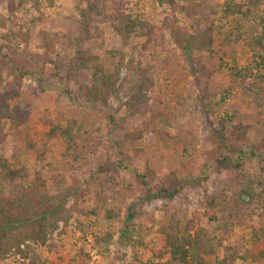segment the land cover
<instances>
[{"label": "rangeland", "instance_id": "rangeland-1", "mask_svg": "<svg viewBox=\"0 0 264 264\" xmlns=\"http://www.w3.org/2000/svg\"><path fill=\"white\" fill-rule=\"evenodd\" d=\"M225 1L181 0L191 15L185 10L177 13L179 31L166 28L156 32L150 44L134 36L124 45L103 16L105 9L121 3L133 17L161 26L170 8L160 6L157 0H0V113L19 106L31 117L16 134L3 129V136L8 137L0 141V155L10 169L40 168L34 143H41L53 122L66 127L76 121V129L82 134L80 153L87 157L70 164L63 158L65 144L60 138L51 139L46 164L53 163L58 171L56 178L48 180V190L59 195L61 202L66 201L64 221L45 230V243L32 238L25 241L27 236L22 231L4 237L0 241V264H19L32 253L40 264H144L149 259L158 260L163 249L160 223L175 215L183 223L193 220L213 236L218 224L213 219L222 215L208 207L206 200L225 192L228 186L232 187L228 210L247 225L236 227L224 242L239 247L241 258L233 264H264V219L253 216L255 197L243 191L239 182L241 175L248 174L264 184V84H254L257 63L264 58V25H259L260 17L256 16L235 19L241 39L227 45L220 38L211 53L194 49L190 36L196 21L211 9L220 11ZM257 15L264 17V4ZM220 17L221 13L214 18ZM222 23L229 27L226 20ZM93 31L95 34L88 37ZM26 33L28 45L20 37ZM52 37L61 38L55 45L57 53L46 50L45 44ZM9 42L13 52L6 49ZM78 50L99 55L110 69L113 64L106 61L107 52L123 53L117 95L100 89L97 100L88 96L78 103L69 101L65 93L71 87L68 60ZM35 54L42 58L34 59ZM44 56H50L55 64L45 63ZM244 68L252 69L254 75L245 81L233 75L235 69ZM260 72L264 74V66ZM143 78L146 81L139 92L136 84ZM90 79L91 72L83 74L86 85ZM141 96L150 102L161 98L167 127L144 130V116L134 107ZM226 116L250 127L247 145L228 144L232 163L211 159L216 150L211 139L214 124ZM118 143L124 144L122 149ZM248 150L254 151V156ZM240 151L246 152L243 157ZM119 152L126 158L123 164L116 162ZM237 162H243L241 169L234 167ZM145 169L152 181L148 197L134 177ZM170 174L177 175L184 185L173 199L157 193L161 179ZM0 181L7 183L1 169ZM15 194L6 187L2 199H13ZM129 208L135 216L129 224L132 238L120 241ZM94 210L96 213L90 214ZM108 211L119 219L109 220ZM225 217L228 219V213ZM107 232L113 234L108 245L99 240ZM199 261L216 264L217 257Z\"/></svg>", "mask_w": 264, "mask_h": 264}, {"label": "trees", "instance_id": "trees-1", "mask_svg": "<svg viewBox=\"0 0 264 264\" xmlns=\"http://www.w3.org/2000/svg\"><path fill=\"white\" fill-rule=\"evenodd\" d=\"M54 0H50L53 2ZM91 2L92 0H87ZM181 0H157L160 6H168L171 10L169 16L165 17L161 26H157L140 16L133 17L127 13L121 3L111 6L103 11V16L107 17L109 23H111L113 33L117 35L121 42L125 45L131 40L132 37L138 36L146 39V44L151 43V37L156 32H163L166 28H171L179 31L177 27V13L186 10L185 6L180 4ZM264 4V0H226L222 5L220 11L211 9L210 14L204 15L200 20H197L194 25V33L191 36L194 39L193 48L204 53H211L220 38H223L224 44L230 45L232 41L240 40L242 33L238 30L239 27L235 26V19L242 17L243 19H249L250 17H260L259 25H264V17L258 14V10ZM195 10L198 5L193 6ZM189 15L190 11H187ZM197 12H193L195 15ZM221 13L220 18H214ZM213 16V17H211ZM227 21L229 27H225L222 23ZM94 30L97 31L96 28ZM94 33L88 34V37L93 36ZM28 33L20 34L21 40L29 44ZM61 39V38H60ZM58 37L53 38L46 43V50L50 52H56L55 45L60 43ZM10 41V40H9ZM8 43L6 49L13 52V47ZM57 53V52H56ZM2 53H0L1 55ZM15 54V53H14ZM16 55V54H15ZM34 59L42 58L38 55H33ZM4 58V56H3ZM60 58L58 54L57 59ZM44 62L47 64H55V61L50 56L43 57ZM15 60V61H14ZM11 59V62L16 63L17 59ZM1 62L3 60L0 59ZM106 61H110L113 64V69H110L103 63V60L99 55L94 54L87 50H78L74 57L69 58L68 64L70 66V73L68 80L71 83L70 89L66 88L65 93L69 101L78 103L79 100L86 97H92V100H97L100 89H104L113 95L118 94L119 88L117 83L120 80V74L123 64V53L121 51L112 50L107 52ZM264 66V58L262 62L257 63L256 76L254 84H264V74L260 71ZM234 70V76L246 80L253 77V70L250 68H244L236 71ZM91 72L90 84L86 85L83 82V74ZM139 74V71L136 74ZM142 79V76L139 77ZM142 81L137 82L136 89L139 92L143 91ZM146 81V80H145ZM257 87V86H256ZM98 95V96H97ZM145 102H142L144 101ZM3 107V105H2ZM134 107L138 112L144 116L143 128L145 131L151 132L156 126L162 128L167 127V116L163 109V102L161 98L155 99L150 102L145 96L136 98ZM5 110L6 108L3 107ZM7 111V112H6ZM0 113V119L3 124L0 123V141L3 142L8 135L3 136V129L8 128L11 133H18L17 130L22 125H27L30 122V112L17 106L13 111L7 109ZM5 122H9L10 126ZM51 128L43 133L41 143L39 141L34 143V149L36 150V163L41 164L40 168L21 167L20 169H10L8 162L0 155V169L2 171L3 179L7 183L0 181V241L4 240V237L14 235L18 231L25 232V241L32 238L35 241L46 242L47 233L46 229L51 227V224L64 221L63 211L66 208V201H60L59 195L51 194L48 190V180L55 177L54 175L58 171V167H55L53 163L48 161L50 154L49 146L51 139H61V142L65 144L63 158L70 164H77L81 160H86L83 154L80 153L82 148L78 142L82 137L77 131L76 121H70L66 127H62L57 121L50 124ZM249 130L250 127L244 126L237 122L232 117L226 116L218 118L214 124L211 139L213 140L216 150L214 157L211 158L215 162H231L227 153L230 152L228 144L238 145L246 144L249 142ZM94 146V145H93ZM118 146L122 149L124 144L118 143ZM264 146V142H263ZM84 147V146H83ZM264 153V147H262ZM250 155L254 156V151H250ZM262 152V151H261ZM246 152L240 151V156ZM119 159L116 162L123 164L126 161L123 152L118 153ZM123 157V158H121ZM212 161V160H211ZM46 164V165H45ZM235 168L241 169L243 162H237L234 164ZM119 167V165H117ZM49 167V168H48ZM147 169L144 172H136L134 177L138 186L145 191V196L148 197V193L152 192L150 180L151 175ZM56 178V177H55ZM239 182L243 186L242 190L252 192L255 197L253 203L255 209L253 210L259 220L264 219V184L257 179H253L250 175H241ZM239 182H237L239 184ZM27 183V186H26ZM237 184V186H238ZM26 186V187H25ZM184 186V185H183ZM181 181L177 175L170 174L167 177L161 179L158 185L157 193L165 198L173 199L181 194L183 190ZM6 187L12 188L16 192L13 199H2L4 190ZM234 187H236L234 185ZM225 192L211 196L206 200V205L210 208H215L218 213L222 215L220 219H213L217 222V227L214 235L203 226H198L193 220H189L186 223L180 221V219L173 215L168 221L160 223L159 234L163 238V249L157 255L158 260L149 259L144 264H201L200 259L216 256V264H233L238 258H241L240 250L237 245L229 242L225 245V240L231 236L235 228L242 225L247 227L244 221L235 217L230 210H228V204L230 201L231 186L227 187ZM84 197V196H83ZM82 197V198H83ZM248 201V197H244ZM4 201V202H2ZM115 208V207H113ZM232 209V208H231ZM132 209H128L124 216L123 229L120 234V241L131 240L129 224L134 221V212ZM82 216H86L83 211H78ZM96 213L95 210L90 214ZM228 213V220L225 214ZM109 220H117L119 216L114 215L112 211L107 212ZM123 219V220H124ZM68 221V220H67ZM69 222V221H68ZM79 229L82 228L80 221ZM55 227L52 228V232L55 231ZM50 231V229H49ZM218 232V233H217ZM45 233V234H44ZM223 237H218L215 234ZM264 238V237H263ZM102 243L108 245L113 240V234L111 232L105 233L104 237L99 239ZM24 241V242H25ZM23 242V241H21ZM264 242V239H263ZM0 245L2 243L0 242ZM20 250V244L17 246ZM24 256V255H23ZM85 256H88L85 254ZM262 257L264 259V251H262ZM195 261H192V259ZM27 259V260H26ZM38 257L32 253L31 257H24L23 261L19 264H40L38 263Z\"/></svg>", "mask_w": 264, "mask_h": 264}]
</instances>
